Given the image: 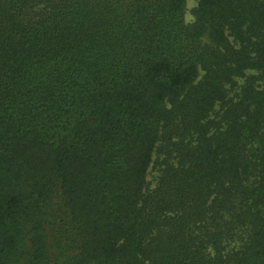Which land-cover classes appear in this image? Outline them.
Returning <instances> with one entry per match:
<instances>
[{
	"label": "trees",
	"instance_id": "trees-1",
	"mask_svg": "<svg viewBox=\"0 0 264 264\" xmlns=\"http://www.w3.org/2000/svg\"><path fill=\"white\" fill-rule=\"evenodd\" d=\"M187 1L0 0V264H264V0Z\"/></svg>",
	"mask_w": 264,
	"mask_h": 264
},
{
	"label": "rangeland",
	"instance_id": "rangeland-1",
	"mask_svg": "<svg viewBox=\"0 0 264 264\" xmlns=\"http://www.w3.org/2000/svg\"><path fill=\"white\" fill-rule=\"evenodd\" d=\"M197 6V2L195 0H188L187 1V21L192 22L194 20L193 17V9ZM152 174H155V171L152 172ZM150 180L152 179V175L149 178Z\"/></svg>",
	"mask_w": 264,
	"mask_h": 264
}]
</instances>
